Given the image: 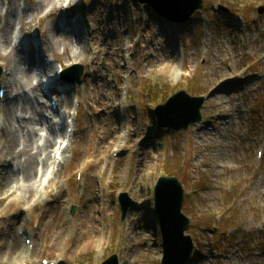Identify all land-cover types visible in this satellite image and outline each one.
Segmentation results:
<instances>
[{"label":"rangeland","instance_id":"1","mask_svg":"<svg viewBox=\"0 0 264 264\" xmlns=\"http://www.w3.org/2000/svg\"><path fill=\"white\" fill-rule=\"evenodd\" d=\"M160 20L135 0H0V157L9 142L18 153L0 167L16 181L0 196V264H101L112 255L160 264V176L182 186L191 264H264V0H202L184 24ZM93 58L116 90L105 111ZM170 58L175 74L162 70ZM75 64L82 76L66 89L55 72ZM43 80L61 92L44 96ZM179 92L205 98L201 121L169 132L154 109ZM29 165L33 191L23 197L20 168ZM121 194L130 201L123 219ZM93 229L99 243L77 251ZM10 235L17 248L24 238L32 246L21 261L4 256Z\"/></svg>","mask_w":264,"mask_h":264},{"label":"water","instance_id":"2","mask_svg":"<svg viewBox=\"0 0 264 264\" xmlns=\"http://www.w3.org/2000/svg\"><path fill=\"white\" fill-rule=\"evenodd\" d=\"M135 1L149 7L161 19L172 24L187 22L194 12L202 8V0ZM81 76L82 67L73 65L62 72L61 79L72 83ZM204 100L203 97H191L185 92L177 93L154 109L157 125L176 133L187 131L191 125L201 121L200 109ZM118 202L123 219L130 201L126 195L121 194ZM182 202L183 189L180 182L175 177L160 176L153 188V216L161 237L160 264H191L193 243L185 235L189 220L181 212ZM102 264H118L117 257L111 256Z\"/></svg>","mask_w":264,"mask_h":264},{"label":"bare ground","instance_id":"3","mask_svg":"<svg viewBox=\"0 0 264 264\" xmlns=\"http://www.w3.org/2000/svg\"><path fill=\"white\" fill-rule=\"evenodd\" d=\"M66 22V21H65ZM163 23V22H162ZM89 29H91V28H89ZM89 32H91V30L89 31ZM92 37V36H91ZM105 39H102V41H104ZM89 40H87V42H88ZM96 43V42H95ZM92 44V43H91ZM104 44H105V42H104ZM96 44H94L93 43V46H95ZM106 45V44H105ZM108 46H110V47H112L111 45H108ZM90 47H92V46H90ZM91 49H94V50H96L97 51V49H98V51H97V53H99V52H101L102 51V49L101 50H99V48L97 47H92ZM93 50V51H94ZM34 53H36L35 51H34ZM112 55H113V53H112ZM96 60V58H93V60H92V67L91 68H89L90 69V71L91 72H94V74H100V76H99V89H100V87L102 88H104V89H106L107 91L106 92H103V93H101V95H99L98 97H99V102L97 103V107H100L103 111H105L106 110V108H108L107 107V101H108V103H109V101H113L114 100V96H115V98H116V90L112 93V94H110L109 92H108V90H110L111 89V86L109 85V83H108V81L106 80V78L103 76L104 75V68L103 69H101L102 68V66L101 65H99V63L98 62H96L95 61ZM167 64L168 65H166V66H164V67H162V70H163V72H167L168 74H175L176 72H175V70H176V67H174L176 64H175V62H174V59L173 58H170V59H167ZM102 71V73H101V71ZM56 73V75L58 74V72H55ZM21 76H23L22 74H21ZM222 91H224L225 90V88L224 89H221ZM114 104V102H110V105H109V109H111L112 108V105ZM118 104V103H117ZM6 111H7V114H11V112L9 111V109L7 108L6 109ZM96 111H97V109H96ZM5 113V112H4ZM34 114H36V112L34 111ZM100 123L103 125V126H105V121L104 120H100ZM108 126H106V128H107ZM105 128V129H106ZM130 131H132V130H130ZM114 137V136H113ZM113 137H111V138H113ZM30 139H32L31 137H29V140ZM124 139L125 140H128V132H126L125 133V136H124ZM102 146L100 147V148H98L97 150H96V152H95V154H96V157H98L100 154H101V152H103V150H105V152H106V154H107V150L110 148V146L111 145H114V143H113V140L112 141H110V139L109 140H105V141H103V143L101 144ZM5 149H4V152L2 153L3 155L0 157V167H1V164H3L2 162V158H4L5 160L7 159V158H9L10 159V161H17V158H18V153H15L14 152V150H13V148H12V145H11V142H9L8 144H6L5 143ZM46 147V146H45ZM44 150H46V148H44ZM108 157V156H107ZM26 162V161H25ZM5 170H3V169H0V196H4L5 195V193L9 190V189H12L11 187H13V185H14V183L16 182L15 181V175H13L12 173H9V172H4ZM29 171H30V165H29V167H28V169L26 170V169H24L22 166H21V168H20V175H21V179L23 180V184H22V186L16 191V192H18L19 193V195H21V196H23V197H26V196H28L30 193H32V191H33V188L29 185V179H30V173H29ZM2 198V197H1ZM2 199H0V201H1ZM95 210V207H94V205L92 204V205H90V207H89V212H90V214H91V216H94V214H92L91 212L92 211H94ZM88 212V213H89ZM1 220V219H0ZM15 220V222H16V219H14ZM17 220H21V217H19L18 216V219ZM15 222L14 223H12L10 226H6V228H8L9 227V232L10 233H12V230L14 229V225H15ZM91 222H92V224H94L95 223V221H94V219H91ZM23 231V230H22ZM21 233H24V231L23 232H21ZM93 233H94V229H93ZM17 235H19V233H17ZM14 239V237L12 236V235H10L9 236V244H7V246H6V250H5V253L6 254H4V256L5 257H11V259H13V260H15V261H21V259L23 258V257H25L26 255H25V252L27 251V250H29L27 247H25V246H21V248L19 247V248H17L16 247V245L14 244V242H15V240H13ZM27 238H24V241L26 240ZM99 241H100V239H99V237H98V235H97V233H94V236H90V238H88V240H87V243H85L84 245H83V247H79L78 249H77V251H79V250H81V249H85L86 247H94V246H96L98 243H99ZM17 262H14V263H17Z\"/></svg>","mask_w":264,"mask_h":264},{"label":"snow or ice","instance_id":"4","mask_svg":"<svg viewBox=\"0 0 264 264\" xmlns=\"http://www.w3.org/2000/svg\"><path fill=\"white\" fill-rule=\"evenodd\" d=\"M65 5L68 3V0H64Z\"/></svg>","mask_w":264,"mask_h":264}]
</instances>
